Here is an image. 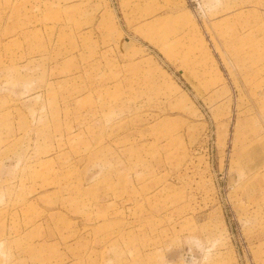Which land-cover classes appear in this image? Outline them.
<instances>
[{
  "label": "rangeland",
  "instance_id": "374dc122",
  "mask_svg": "<svg viewBox=\"0 0 264 264\" xmlns=\"http://www.w3.org/2000/svg\"><path fill=\"white\" fill-rule=\"evenodd\" d=\"M0 264H264V0H0Z\"/></svg>",
  "mask_w": 264,
  "mask_h": 264
}]
</instances>
